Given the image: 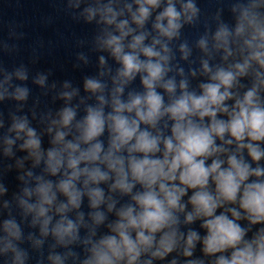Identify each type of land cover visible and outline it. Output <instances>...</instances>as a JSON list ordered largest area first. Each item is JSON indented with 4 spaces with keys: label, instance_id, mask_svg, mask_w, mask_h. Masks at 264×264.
Instances as JSON below:
<instances>
[{
    "label": "clouds",
    "instance_id": "1",
    "mask_svg": "<svg viewBox=\"0 0 264 264\" xmlns=\"http://www.w3.org/2000/svg\"><path fill=\"white\" fill-rule=\"evenodd\" d=\"M80 2L69 0L70 6L76 8ZM134 2L135 11L131 4L117 11L113 0L106 4L96 0L95 6H88L81 13L87 22L99 16L98 24L114 26L119 33L105 29L96 38L98 48L108 51L121 65L112 77L109 98L105 96L106 84L97 78H85L84 90L95 95L98 104L87 106L86 115L75 123L78 106L63 107L57 118L50 120L47 132L52 134L53 146L46 152L41 149V139L35 129L29 127L27 118L12 117L8 132L15 133V137H4L3 154L13 156V145L22 140L19 148L28 152L25 160L32 159L33 167L43 161L45 173L61 177L53 184L43 175L35 176V186L24 187L22 195L15 197L19 207L25 216L32 214L31 223L39 225L42 237L51 235L56 244L63 247L78 241L82 243L88 255L81 264H152L153 260H164L174 251L185 258L191 257L196 243L201 241L196 231L189 230L186 235L179 231L178 216L186 209L182 197L188 189H194L188 201L192 211L185 213L184 223L202 219L201 227L207 230L201 241L204 254L215 255L231 249L230 256L220 255L214 264H264V228L251 240H245L248 229H242L237 223L241 219H246L250 225L264 222V180L260 179L264 177V169L251 168L241 154L246 149L254 162L264 157V150L259 146V142H264V99L261 97L264 92V13L260 11L264 9V0L235 3L231 9L236 14L234 28L220 22L211 37L205 33L196 42V47L205 54H209L211 42L212 49L223 51L224 61L235 55L234 47L242 57V62H234L226 68L217 66L215 70L208 60H202V73L208 76L209 82L199 85V95L188 90L187 79L182 78L177 83L175 77L166 78L173 71L170 61L174 56L169 43L180 38L185 24H193L198 18L200 9L194 0ZM162 2L165 6L155 16L152 28L156 35L149 44H145V40L150 33L134 34L136 29L130 27L128 19L118 21L127 11L131 23L143 29ZM128 37L131 39L125 43ZM179 52L182 60L191 55L186 41L179 45ZM80 59L84 57L81 55ZM99 63L102 67L105 65L103 56L99 57ZM105 74V71L99 73L101 77ZM177 74L183 77V69H177ZM137 75L144 91H130L127 100H123L125 87ZM190 75L195 76L196 72L191 71ZM15 76L19 80L27 79L24 70H17ZM248 76L253 78L252 84L242 96L231 91L242 87L239 79ZM11 79V75H6L0 83V100L9 95L17 101L26 100L27 88L16 87L9 93ZM46 79L39 75L34 82L44 86ZM70 87L68 82L63 85L64 89ZM157 88L168 95L167 105ZM77 95L78 90L72 89L62 91L60 98L70 102ZM229 100L234 103L226 104ZM106 106L111 108L108 113H105ZM221 115L227 119L218 118ZM161 121L162 127L159 126ZM166 130L170 135L165 134ZM105 131L107 148L99 139ZM70 134L72 139H66ZM226 136L229 138L225 139ZM217 139L222 142L219 146ZM233 143L235 152L229 153L228 146ZM221 155L227 156L226 161ZM212 157L215 158L211 164L205 166L206 160ZM225 163L227 167H222ZM23 164V160H17V167L23 168ZM25 176L33 178V173L28 171L19 177L27 184ZM250 177L256 180L246 183ZM210 179L215 185L214 192L209 187ZM102 183L108 185L109 193L130 196L132 203L115 211L117 220L107 225L112 234L94 240L96 227L106 220L105 213L98 209L106 205L111 213L117 203L112 195H105L99 187ZM137 185L140 189L133 192ZM6 191L0 186V195ZM58 193L66 202H58ZM84 196L90 208L96 210L89 214L91 225L85 223L83 213L77 212L75 221L67 216L80 208ZM32 197H35L34 203L29 202ZM237 204L244 216L236 207H225ZM4 207H8L7 201ZM217 208H224V212L214 215ZM226 213H230L232 219ZM53 215L59 216L54 224ZM81 226L89 229L83 240L78 234ZM2 231L0 254L11 253V264H25L27 253L14 243L21 240L16 221L5 220ZM29 239H33L31 235ZM42 243L41 239L33 240L36 248ZM75 255L72 251L64 255L52 253L48 260L50 264H64ZM142 256L149 258L141 260ZM170 264L177 261L173 259ZM186 264H203V261L189 259Z\"/></svg>",
    "mask_w": 264,
    "mask_h": 264
},
{
    "label": "water",
    "instance_id": "2",
    "mask_svg": "<svg viewBox=\"0 0 264 264\" xmlns=\"http://www.w3.org/2000/svg\"><path fill=\"white\" fill-rule=\"evenodd\" d=\"M109 0H100V3L106 4ZM196 6L200 9L198 18L193 24H185L180 30V38L174 39L169 43V47L172 49L174 58L170 61V67H173V71L168 73V77H175L177 83L184 78L188 80L189 91H195L197 95L200 94L199 85L201 83L209 82L208 76L202 73L201 61L208 60L209 66L215 70L217 66L228 67L229 64L234 62H242V57L236 51L235 47L233 51L235 55L229 57L228 61L222 59L223 51H216L212 49L211 42L209 43V54H205L199 48L196 47V42L205 33L211 37L216 31L218 24L223 22L228 24L230 28H234L236 14L231 9L235 3H247L248 0H194ZM75 3V0H72ZM96 0H81L78 8L71 7L69 0H0V83L3 82L6 75H11L12 79L9 82L12 87L8 88L9 93H13L16 87H24L28 89L27 99L24 101H17L9 95L8 97L0 100V186L7 189L6 193L0 195V237H3L2 224L7 219H14L21 230V240L14 241L16 245L27 253V259L25 264H50L48 256L52 253L64 255L68 251L75 253V257H69L64 261V264H81V261L88 255L85 251V246L79 241L63 247L56 244L54 237L48 235L42 237L40 234L39 225L33 226L32 214L25 216L22 208L19 207L18 201L15 197L22 195V189L24 187L35 186V176L43 175L46 180H50L55 184L61 177L51 176L44 172L43 161L40 165L33 167L32 159H24L28 156L27 151H22L19 145L23 142L17 140L13 145L14 155L7 157L3 154V139L5 136L14 138L15 133H9L8 129L12 124V117H26L29 122V127L35 129L37 135L41 139V149L47 151L53 145L50 143L52 134L47 132V128L50 124V120L57 118V113L65 106L77 107L76 121L82 120L86 115L85 109L87 106H96L98 101L95 95L85 92L84 80L85 78H97L102 83L106 84L105 96L108 97L110 90L113 87L112 77L116 74L118 68L121 67L119 63L110 55L108 51L100 50L96 44V38L103 34L104 30L115 32L114 26L104 25L103 23H97L99 16L93 21L87 22L81 13L84 8L88 6H95ZM125 4H131L132 10H136L134 0H113L114 8L119 11L124 8ZM165 4L162 2L161 7L154 10L152 15L145 23L143 29H137L135 24L131 23L130 14L125 11L120 19H128L130 27L136 29L138 34L140 31H146L150 33L149 37L145 40V44H149L156 32L153 30L152 25L155 21V16L163 9ZM177 10L180 5L177 4ZM264 13V9L260 10ZM218 17V18H217ZM128 37L125 43L130 40ZM187 42L191 49V55L187 60L181 59V53L179 52V45L182 42ZM84 59H80V56ZM105 58V65L102 67L99 63V57ZM141 59H144L141 57ZM86 61V62H85ZM177 69H183L184 76L181 77L177 74ZM17 70H24L27 75L26 80H19L15 76ZM110 70V71H109ZM105 71L104 76H100L99 73ZM191 71H195L196 75H190ZM39 75L47 77L44 86H40L34 81ZM252 77H243L239 79V85L242 87L233 88L231 91L238 92L241 96L244 91L251 87ZM68 82L71 87L64 89L63 85ZM55 85V87H53ZM7 87V85H4ZM72 89L78 90V95L73 97L70 102H66L60 98L62 91H71ZM2 91V89H0ZM130 91L140 92L144 91L141 84L140 76L137 77L125 87L123 100H127L128 93ZM157 92L164 98V103L167 105L169 102L168 95L163 89L157 88ZM179 91H177V95ZM261 97L264 99V92H261ZM83 100V103L81 101ZM234 101H226V104L232 105ZM111 111V108L106 106L105 113ZM218 118L227 119L226 116H218ZM165 119H167L165 117ZM207 122V118H206ZM163 121L160 122L162 127ZM171 122H169V127ZM141 128H145L141 125ZM166 135H170V131H165ZM229 137L226 136L225 139ZM66 139H72L70 134ZM103 142L104 147L107 148L108 133H105L99 137ZM222 142L217 139L216 144L219 146ZM259 146L264 150V142H259ZM229 153L235 152V143L228 146ZM243 158L251 168L257 166L264 169V157L259 162H254L248 156L247 150H243ZM159 155V154H157ZM209 158L205 162V166H209L212 159ZM221 159L226 161L227 156L221 155ZM239 158V155H238ZM17 160H23V168L17 167ZM222 167H227L225 163ZM31 171L33 178L25 176V181L19 179L20 176L26 172ZM264 180V177L260 178ZM256 180L255 177H250L246 183H250ZM178 183V181H177ZM79 186V185H78ZM105 192V195H112L117 201L116 209L109 213L106 205H101L98 209L106 215L104 224L96 227V236L94 240L99 239L103 235H109L110 230L107 225L117 220L115 211L121 206L132 203L130 196L120 195L119 193H109L107 184H100ZM210 190L214 192L215 185L209 182ZM140 189L137 185L133 189V192ZM194 189H188L187 194L182 197L181 202L186 204L185 213L192 211L191 204L188 203L189 198L194 193ZM238 193V199H239ZM58 202H66V198L59 193L57 194ZM5 201L8 202V207H4ZM30 203L35 202V197H32ZM225 207H236L238 211H241V215L245 213L239 209L237 205H226ZM93 211L89 206L87 196L82 198L81 206L78 210H73L67 213L69 219L76 220L77 212L84 214L85 223L92 224L89 214ZM224 212V208H217L214 215H220ZM185 213H181L178 216L179 219V231L185 235L189 230L196 231L202 239L207 235V230L201 227L202 219L193 221L191 224L184 223ZM52 215L53 213H49ZM229 219H232L230 213H226ZM59 219L58 215H53L52 224ZM242 229H248L244 237L245 240H251L253 236L262 228H264V222L256 225H250L246 219L237 221ZM51 227V225H50ZM80 240L85 239L89 234V229L81 226L79 229ZM32 236V240L29 236ZM135 233H133V238ZM159 234H157V239ZM43 240L42 245L39 248L33 246V240ZM198 241L191 257L185 258L181 253L174 251L170 253L164 260H153L152 264H170L175 259L177 264H186V261L200 260L203 264H214L217 257L224 255L226 257L231 255V249L224 253H217L215 255H205L203 252L202 242ZM147 256H142L141 260L148 259ZM12 254H0V264H11Z\"/></svg>",
    "mask_w": 264,
    "mask_h": 264
}]
</instances>
